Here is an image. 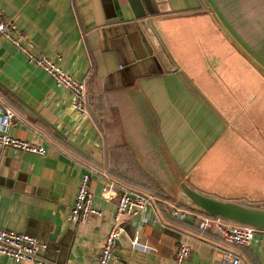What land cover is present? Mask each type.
<instances>
[{
    "label": "crops",
    "instance_id": "obj_1",
    "mask_svg": "<svg viewBox=\"0 0 264 264\" xmlns=\"http://www.w3.org/2000/svg\"><path fill=\"white\" fill-rule=\"evenodd\" d=\"M139 2L143 18L133 17L127 0H0L15 37L34 54L58 59L62 71L84 82L87 97L79 116L67 91L0 40V106L15 116L6 133L45 149L36 157L0 147V228L43 243L47 262L94 264L115 203L99 196L98 177L88 189L99 216L67 221L84 167H92L155 201L156 220L121 218L122 231L141 247L114 246L109 264H171L178 245L190 251L181 264H218L219 250L264 264V230L247 246H226L198 228L192 215L202 213L188 206L181 186L220 148L244 152L246 162L250 153L264 159V118L255 121L251 108L264 98V0ZM158 175L165 177L156 181ZM159 183L173 197L156 196ZM172 205L186 213L182 220L171 216ZM0 264L12 263L0 257Z\"/></svg>",
    "mask_w": 264,
    "mask_h": 264
},
{
    "label": "built area",
    "instance_id": "obj_2",
    "mask_svg": "<svg viewBox=\"0 0 264 264\" xmlns=\"http://www.w3.org/2000/svg\"><path fill=\"white\" fill-rule=\"evenodd\" d=\"M2 17L0 11V40L9 42L18 53L24 56L27 64L39 69L53 85L67 91L71 96L70 108L77 115L82 116L87 112L86 89L83 81H79L62 71L57 60H48L43 56L32 52L29 44H22L23 38L17 36V31L12 23ZM15 119L13 112L5 106H0V147L14 152L31 154L43 157L45 149L33 145L24 140L12 138L6 133V129ZM77 185L72 204L69 209L67 221L73 224H84L91 217H98L99 213L91 207L92 195L88 189L91 177L100 179L99 196L102 200L115 201L112 214V225L106 233L94 264H109L114 250V241L122 232L121 218H139L144 220L147 214L156 216L153 211L154 200L152 196L144 194L136 189L126 187L115 182L104 171H97L92 167H84ZM171 216L182 220L186 213L172 205ZM196 225L201 231H212L219 236L226 246L244 247L255 242V233L259 230L253 227L235 224L219 216L207 214L192 215ZM131 245L141 247L136 236L132 237ZM45 245L24 234H17L0 228V257L12 264H53L43 260L41 252ZM220 251L218 264H244L233 252ZM186 245H178L173 251L171 264H181L189 255Z\"/></svg>",
    "mask_w": 264,
    "mask_h": 264
},
{
    "label": "rangeland",
    "instance_id": "obj_3",
    "mask_svg": "<svg viewBox=\"0 0 264 264\" xmlns=\"http://www.w3.org/2000/svg\"><path fill=\"white\" fill-rule=\"evenodd\" d=\"M239 1L253 3L251 0ZM246 43L249 46L250 42L246 41ZM249 47L252 48L253 46L250 45ZM263 103L264 98L256 97L255 104L251 106V108H254L252 112L254 113L255 121L258 120L255 115L264 118ZM256 107H259L260 112L257 111L258 108ZM261 124L264 123L262 122ZM254 132V139L262 140L261 131ZM227 145L229 147L235 146L234 144ZM229 149L235 148H220L206 154L198 167L181 183V186L190 192L211 200L236 204L249 209L264 210V176H262L264 159L263 161H256L259 156L255 153H250L247 155L249 162H246L242 157L245 155L244 152H237L235 150L231 152ZM253 152H256V148ZM257 153L263 155L261 151ZM258 162L263 163V166L257 167L256 163ZM251 169H255L256 174L251 175ZM177 203L180 204L181 202ZM187 217L190 218V216Z\"/></svg>",
    "mask_w": 264,
    "mask_h": 264
},
{
    "label": "water",
    "instance_id": "obj_4",
    "mask_svg": "<svg viewBox=\"0 0 264 264\" xmlns=\"http://www.w3.org/2000/svg\"><path fill=\"white\" fill-rule=\"evenodd\" d=\"M127 2L134 18H143L145 16L139 0H127ZM148 34L156 42L157 49H160L151 30H148ZM165 61H167V58L164 56L161 62L166 65ZM185 194L195 207L207 215L219 216L239 225L264 230V210L249 209L236 204L218 202L190 191H186ZM132 237V234L129 235L122 231L118 234L114 245L118 248V245L121 244L122 249L129 251Z\"/></svg>",
    "mask_w": 264,
    "mask_h": 264
},
{
    "label": "trees",
    "instance_id": "obj_5",
    "mask_svg": "<svg viewBox=\"0 0 264 264\" xmlns=\"http://www.w3.org/2000/svg\"><path fill=\"white\" fill-rule=\"evenodd\" d=\"M234 1V0H233ZM251 1H253V0H251ZM250 1V2H251ZM103 124H104V127H105V129H107V123L106 122H103ZM106 140H107V135L106 134H104V143L106 144ZM104 159H105V162H106V165H105V170H107L108 171V152H107V146H106V148L104 149ZM113 171H116L117 172V170H114V169H112ZM154 172V171H153ZM160 172V170L158 171V173ZM153 177V176H152ZM163 177H165L164 175H161V176H159L158 175V177H157V179H156V181H161L162 179H163ZM154 178V177H153ZM144 183V182H143ZM145 184V183H144ZM146 185H147V187H151V186H149V184H145V187H146ZM168 187L169 186H160V183L159 184H157L154 188H153V193H155V195L156 196H158V197H163V198H166V199H169L170 197H173V194H171V193H169L170 192V190L168 191ZM164 189L166 190V191H164ZM189 202H190V204L191 205H193V203L189 200ZM194 206V205H193ZM188 209H190V208H188ZM194 210L196 211V210H199L200 211V213H202V214H205L203 211H201L200 209H198V208H194Z\"/></svg>",
    "mask_w": 264,
    "mask_h": 264
},
{
    "label": "clouds",
    "instance_id": "obj_6",
    "mask_svg": "<svg viewBox=\"0 0 264 264\" xmlns=\"http://www.w3.org/2000/svg\"><path fill=\"white\" fill-rule=\"evenodd\" d=\"M236 224V223H235ZM259 230H261V229H259Z\"/></svg>",
    "mask_w": 264,
    "mask_h": 264
}]
</instances>
